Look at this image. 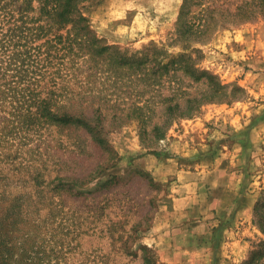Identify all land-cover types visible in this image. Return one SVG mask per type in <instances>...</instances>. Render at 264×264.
I'll return each instance as SVG.
<instances>
[{
  "label": "rangeland",
  "instance_id": "rangeland-1",
  "mask_svg": "<svg viewBox=\"0 0 264 264\" xmlns=\"http://www.w3.org/2000/svg\"><path fill=\"white\" fill-rule=\"evenodd\" d=\"M182 2L84 1L85 12L99 37L129 56L146 54L153 60L143 67L121 68L118 74L96 81L99 90L93 103L94 108L102 107V135L109 151L102 150L84 130L46 124L41 135L35 130L28 133L31 139L20 145L13 164L1 158L9 162H0V198L9 196V206L20 199L31 220L22 224L18 221L13 226L14 220L5 213L9 207L6 201L3 205L0 202V223L6 222L5 230L12 229L13 239L31 231L38 246L46 241L43 264H151L145 260L146 255L152 256L154 264H165L146 241L160 205L172 200V193L180 192L171 190L170 182L157 181L150 170L136 165L135 159L148 154L153 158H178L188 165L193 161L190 157L206 161L209 156L222 155L219 140L226 134H236L244 142L242 154L236 159L240 191L229 200L227 214L219 216L213 229L212 225L189 227L203 234L204 240L213 237L214 245L219 247L224 238L234 239V228L229 230L228 224L234 211L247 204L251 207L249 216L239 217L242 223L236 226L235 235L242 238V244L237 246L239 258L233 263L244 264L264 240L259 222L264 206L256 213L257 202L264 199V68L256 67L257 61L249 59L257 41L259 49L264 50V18L217 26L204 41L191 38L184 46L185 41L177 40L176 35ZM238 28L246 33V51L240 56L217 42L224 34L231 39L230 32ZM239 40L242 42L241 36ZM182 52L192 54L198 68L218 75L228 85L224 98L203 100L200 109L190 114H182L192 111L188 110L187 97H201L212 93L213 88L206 78L196 81L171 65L164 71L159 67ZM258 60L264 63L263 58ZM235 85L245 90L243 97H239L241 91L234 90ZM177 102L180 110L168 108ZM199 119L202 124H194ZM11 149L15 150V146ZM97 165L107 168L96 182L81 191L94 190L98 182L115 176L107 184L108 189L79 195L68 187L62 188V175H84ZM58 185L61 187L55 188ZM206 185L208 188V182ZM205 191L202 188L201 195L194 189L196 202H190L193 207L189 204L187 208L194 209L196 203L198 208H206ZM199 214L207 215L203 210ZM35 218L41 219L39 226L33 225ZM207 219L211 220V216ZM133 226L139 229L137 234L131 230ZM220 247L222 251L224 243ZM31 257L34 262L38 260L35 251ZM188 259L189 263L198 261ZM210 262L217 264L218 258ZM253 264H264V256Z\"/></svg>",
  "mask_w": 264,
  "mask_h": 264
},
{
  "label": "trees",
  "instance_id": "trees-1",
  "mask_svg": "<svg viewBox=\"0 0 264 264\" xmlns=\"http://www.w3.org/2000/svg\"><path fill=\"white\" fill-rule=\"evenodd\" d=\"M84 1L0 0V162H9L1 159L6 158L13 164L20 154V145L31 139L28 133L35 130L41 135L40 130L46 124L84 130L102 150L109 151L102 135V107L94 108L93 103L99 90L96 81L116 75L124 67H143L153 59L146 54L129 56L99 37L85 12ZM257 17L264 18V0H183L176 24L177 40L183 39L184 46H188L186 41L191 38L204 41L217 26L237 25ZM196 64L192 54L182 52L171 62L159 65L163 71L171 65L196 81L206 78L212 84V93L187 97L188 110L192 111L182 114L198 111L203 100L226 96L224 90L228 85ZM234 90L241 91L239 97H243L245 90L241 86L235 85ZM168 108L180 110L181 106L177 102ZM99 167L84 175H62V188L68 187L79 195L108 189L107 184L115 176L98 182L94 190L81 191L96 182L107 168ZM2 196L1 204L9 201L6 205L9 206L10 197ZM17 200L5 209L9 220H14L13 226L18 221L22 224L31 220L20 199ZM261 206L264 199L257 202L256 213ZM262 216L259 222L264 230ZM40 220L35 218L33 225L39 226ZM5 223H0V264L46 262L43 256L46 241L38 246L31 231L13 239L12 229L5 230ZM131 230L136 234L139 231L136 226ZM33 251L38 256L35 262L31 257ZM262 256L264 240L256 245L244 264H253ZM145 260L154 264L152 256L146 255Z\"/></svg>",
  "mask_w": 264,
  "mask_h": 264
},
{
  "label": "crops",
  "instance_id": "crops-1",
  "mask_svg": "<svg viewBox=\"0 0 264 264\" xmlns=\"http://www.w3.org/2000/svg\"><path fill=\"white\" fill-rule=\"evenodd\" d=\"M240 36L242 37V42L239 40ZM245 36L246 33L238 28L234 32H230L231 39H229L228 34H224L220 37L224 39L218 38L217 42L218 45L232 50V53L236 56H240L246 51L243 45ZM258 45L257 41L256 50L255 47L252 48L253 50H250L252 56L248 58L252 61H257L255 63L256 67L264 68L263 61L258 63L259 58L264 60V50L261 51ZM201 121L202 119H199L194 124H202ZM198 126L196 127L198 128ZM257 128L258 126L253 128L252 132ZM219 141L224 151H222V155L209 156L206 161L190 157V160L195 161H190L191 164L189 165L178 158L163 159L158 156L153 158L148 156V154L139 155L135 159V164L150 170L157 181L162 183L170 182L171 190L180 192L179 194L172 193V200L165 201L166 204L160 205L154 218L152 231L149 233L150 238L148 240L151 241H146L147 244L154 247L157 256L165 264H211L210 261L213 257L218 258L217 264H235L233 260L239 258L237 246L240 243L242 244V238L236 236L235 231L236 226L242 223L239 217L245 216V218H248L249 216L248 210L250 206L246 203V206L234 211L233 218L228 224L229 230L234 228V236L232 235L234 239L224 238L221 241L219 240L220 246L221 243H224L222 251H220V246H217V248L214 245L215 239L213 237L212 239L204 240L203 234L197 233L196 229L193 230L192 227H189L190 225L195 227L200 225L205 228L212 225L213 229L216 226H213V224L217 220L220 221L219 216L227 214L225 209L229 204V200L232 199V196L234 199L240 191V185L237 182V176L240 171L236 166V159L242 154L244 142L236 134H226V138ZM193 163L194 165H192ZM207 182L209 184L208 188ZM202 188L203 190L206 188L205 194L208 196L206 208H198L199 205L196 203L194 204V209H188L187 205L191 204L190 202H196L195 194L192 191L196 189V193L201 191V195H203ZM190 190L191 192H189ZM247 198L246 196L245 199ZM190 206L193 207V204ZM202 210L207 213L206 216L199 214ZM247 212L248 215L246 214ZM210 216L211 220H208L207 218ZM188 237L190 239H187ZM189 245L190 248H188ZM188 256L192 261L197 259L198 261L189 263V261H186Z\"/></svg>",
  "mask_w": 264,
  "mask_h": 264
}]
</instances>
